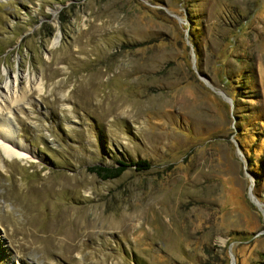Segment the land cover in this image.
<instances>
[{"label":"rangeland","instance_id":"obj_1","mask_svg":"<svg viewBox=\"0 0 264 264\" xmlns=\"http://www.w3.org/2000/svg\"><path fill=\"white\" fill-rule=\"evenodd\" d=\"M17 72L0 264H264V0H0Z\"/></svg>","mask_w":264,"mask_h":264},{"label":"bare ground","instance_id":"obj_2","mask_svg":"<svg viewBox=\"0 0 264 264\" xmlns=\"http://www.w3.org/2000/svg\"><path fill=\"white\" fill-rule=\"evenodd\" d=\"M59 42V37H55L52 46H55ZM4 72L8 70L3 69ZM25 77V89L19 88L20 78ZM41 78L37 79L36 76L25 74L21 72L14 73L13 75H7L3 82H0V151L8 158L17 157L20 159L32 160L36 158L34 150L30 147L24 146L20 143L15 135L12 133L8 124L7 115L13 105L26 103V94L31 88H37L39 91L42 88ZM8 112V113H7ZM15 133V132H14Z\"/></svg>","mask_w":264,"mask_h":264},{"label":"trees","instance_id":"obj_3","mask_svg":"<svg viewBox=\"0 0 264 264\" xmlns=\"http://www.w3.org/2000/svg\"><path fill=\"white\" fill-rule=\"evenodd\" d=\"M133 165L134 169H147L149 163L146 159L130 160L128 162L123 159H115L113 164L107 165L103 163L92 164L87 167L88 171L94 173L101 179L113 178L118 176L126 167Z\"/></svg>","mask_w":264,"mask_h":264},{"label":"water","instance_id":"obj_4","mask_svg":"<svg viewBox=\"0 0 264 264\" xmlns=\"http://www.w3.org/2000/svg\"><path fill=\"white\" fill-rule=\"evenodd\" d=\"M248 195H249V198L251 199V201H253L254 203L258 204V201L252 196L251 192H250V189L248 188ZM259 205V204H258ZM257 205V206H258Z\"/></svg>","mask_w":264,"mask_h":264}]
</instances>
